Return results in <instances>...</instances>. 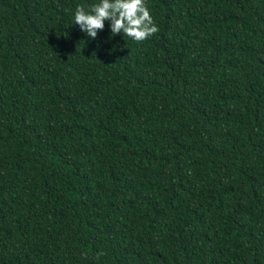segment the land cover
Segmentation results:
<instances>
[{"label":"trees","instance_id":"1","mask_svg":"<svg viewBox=\"0 0 264 264\" xmlns=\"http://www.w3.org/2000/svg\"><path fill=\"white\" fill-rule=\"evenodd\" d=\"M0 0V264H264V0Z\"/></svg>","mask_w":264,"mask_h":264},{"label":"clouds","instance_id":"2","mask_svg":"<svg viewBox=\"0 0 264 264\" xmlns=\"http://www.w3.org/2000/svg\"><path fill=\"white\" fill-rule=\"evenodd\" d=\"M110 22V33L127 36L142 42L159 31L145 0H98L85 8L77 5L74 12V25H78L91 40L105 29Z\"/></svg>","mask_w":264,"mask_h":264}]
</instances>
